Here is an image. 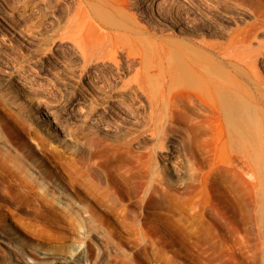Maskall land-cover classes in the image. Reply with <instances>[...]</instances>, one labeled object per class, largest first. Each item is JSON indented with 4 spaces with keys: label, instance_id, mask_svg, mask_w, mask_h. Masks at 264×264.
<instances>
[{
    "label": "rangeland",
    "instance_id": "1",
    "mask_svg": "<svg viewBox=\"0 0 264 264\" xmlns=\"http://www.w3.org/2000/svg\"><path fill=\"white\" fill-rule=\"evenodd\" d=\"M60 1L0 0V159L8 158L4 162L10 165L0 161L6 167L0 168V264L58 259L70 264H264V241L261 247L259 240L264 211L259 213L249 199L241 203L226 197V164L218 160L214 166L205 159L186 127L191 118L204 116L188 107L172 115L174 88L167 98L160 95L177 39L199 40L204 34L228 47L223 49L227 84L240 92L241 115L256 120L252 132L263 142L256 159L248 146L242 153L251 156L264 193V0H112L128 9L134 19L130 24L142 22L137 28L145 35L133 36L141 39L135 38L144 57L125 70V77L136 66L149 74L145 85L154 99L151 114L135 100L112 95L115 71L106 61L82 71L88 82L64 84L67 68L80 71L82 63L63 35L76 0ZM249 33L254 37L248 38ZM247 53L254 54L248 57L252 64H247ZM21 92L28 94L26 99ZM38 104L75 131V143L59 141L41 125ZM79 115L83 120H76ZM227 120L223 117L226 132L232 128ZM90 121L98 124L95 130L83 125ZM207 121L218 130L220 120L212 116ZM170 151L179 174L165 164L162 155ZM254 177L243 172L238 180L253 191L259 181ZM47 180H59L62 192ZM39 181L47 182L45 194L36 191ZM57 193L64 203L53 197Z\"/></svg>",
    "mask_w": 264,
    "mask_h": 264
},
{
    "label": "bare ground",
    "instance_id": "2",
    "mask_svg": "<svg viewBox=\"0 0 264 264\" xmlns=\"http://www.w3.org/2000/svg\"><path fill=\"white\" fill-rule=\"evenodd\" d=\"M66 1L69 2L68 0H66ZM129 1H127V2H129ZM71 2L72 1H70V3ZM137 2H138V0H137ZM62 3L65 4V2H62ZM76 3L75 4H76L77 8H75L76 9L75 13L73 14L71 12L73 14L72 16H74V17L73 18L71 17L72 19H70V16H71L70 15L68 18V22L65 25H63V26H65V27H63V28H65L63 35L67 36L69 38V40L71 41V46H72L73 52L75 53L74 55H76L78 57V59L81 60L82 70H81V66H80L81 63L80 62H79L80 63L79 64L80 71L77 70L78 69L77 67H76L77 71L73 70V68L72 69L67 68L66 72L64 73L65 74L64 75L65 76V82L63 81L64 84L68 85L67 87H69L70 85L75 86L78 83L81 84V82L86 80V78H87L86 75L83 74L84 72H82V71H85V69H87V71H88L93 66L96 67V64L99 61H106V62H108V66H109V64L111 65L110 69L115 71V72H112V95H114V97H116V98H119L120 100H127V99L135 100V101H137V104H139L140 107L147 108L149 111V114H151L152 110L154 108V102H153L154 99L148 95V93L146 91V85H145L147 80H148L149 74H147V73L145 74L144 73L145 71H143V73H142L141 70L139 69L140 67L137 68V66H136L134 68V71H133L134 73L125 77V70L130 69L139 60V58L144 57V56H141V54H143V53L139 54L137 51L138 48L139 49L141 48L139 46L141 44V42L139 45L137 44L138 38L141 36V34L139 33L140 30L137 28V26L139 27V24H142V22L139 23L140 19L139 18H138L139 20L137 19V22L139 21L138 22L139 24L137 26H133L132 24H130V22H134V19L131 17V13H128L127 12L128 9H125V7H123V5H118L116 3H113L112 0H76ZM67 4H69V3H67ZM67 4H65V5H67ZM123 4H125V3H123ZM137 4H140V3H137ZM132 5L134 6L135 2ZM128 6H130V5L128 4ZM131 8H132V6H131ZM185 16H186V14H185ZM187 17H188V13H187ZM187 19H189V18H187ZM188 21L189 20H187V22ZM187 22H185V23H187ZM191 23H192V21H191ZM183 26H180L181 27L180 29H185ZM145 27H143V28L145 30H147V28L149 26L146 28ZM62 30H61V32H62ZM190 30L194 31L193 28ZM255 30H257V29H255ZM61 32L59 31L58 34ZM142 32H144V31H142ZM256 32H258V31H256ZM134 33H139L140 34V35H138L139 37H137L136 35L133 36ZM144 33H142V37H143ZM198 34H201V33H198ZM210 34H211V32H210ZM256 34H254V35L256 36ZM192 35L194 36L196 34H192ZM203 35L204 34H202L201 38L198 37L199 40L191 39V40L187 41V40H185V38L184 39L179 38V40L177 39V41H176L177 44L175 42L176 47L174 48L173 51H171L172 56H171L170 60L167 61L168 67L166 69L165 75L167 73L168 77L166 80L162 81L163 83L160 84L161 86H165V89H162L163 91L161 90L160 95H162V98H164V96L167 98V94L170 95L168 92H171L170 91L171 89L173 91V88H174V91L171 94L172 95L174 94V96L176 97V99H175L176 102H172V103H175V105L173 107H172L173 104L169 106L170 113L172 115H174V114L182 115L183 111H185V109L188 107L193 112L204 116V118L202 117V119H200V118L198 119V117L196 118V116H195L189 120V123L186 124L187 126L185 125L187 128H189L191 130V132H190V130H188V131H189V133H191L190 138H191L192 144L196 147L197 150L205 153L203 157L205 159H207L212 165L216 164L218 162V160L222 161L223 163L226 164V165L224 164L225 165V168H224V186H225L224 192H225L226 197L230 200H231V198H234V200H236V202L241 201V203L243 202L242 200L246 201V199H249L251 203H254V207L259 211V213L262 214L264 211V193L260 190V187H259L261 185V181L259 179H257V180H259L257 182L258 187L256 186L255 187L256 189L253 191L252 190L248 191L250 189L246 190V187L244 188L243 186H241V184L239 183V180H238V176H240L243 172L248 173L252 177L256 176V177H254L255 180L257 178V175H256L257 172H255V170L253 168L254 165H252V163L250 161L251 156L254 159H256L258 157V153L260 151H259V149H257V146H258V144L260 145L261 143H263V142H261L262 141L261 139H259L261 141L257 140L255 135L252 132V126H254V127L257 126L256 120L253 118L249 119V118H246L245 115H241V112H240L241 111V101H240V98L238 99V97H240V92L238 90L235 91L234 89L231 88V86H229L227 84L226 73H225V70L223 69V65H224V60H225V56H226L225 51L227 50L228 47L227 48L224 47V48H226V50L224 51L223 50L224 48L222 45L223 43L218 42V41L217 42L211 41V39L207 40L206 36L204 35L205 36V38H204ZM65 36H63L62 38H64ZM244 36H246V35H244ZM247 36H248V38H250L253 36V34H252V36H250V33H249V35H247ZM67 37H65V38H67ZM142 37H140V38H142ZM145 37L146 36H144V40H145ZM135 38L137 41L135 40ZM181 38H183V37H181ZM190 38H192V37L190 36ZM244 38H241V39L244 40ZM254 39H256V40H254ZM254 39H253L254 41H256V42L258 41L256 37ZM243 40H241V42H244ZM249 40H246V41H249ZM260 42H261V40H260ZM239 43H240V41L238 42V40H237L236 44H239ZM244 44H245V42H244ZM69 46H70V44H69ZM141 46H143V45L141 44ZM260 46H263V45L260 44ZM244 47H245V45H244ZM243 49L244 48H242V50ZM249 49H253V47L252 48L249 47ZM238 50H239V46H238ZM243 52H245V51H243ZM247 52H249L248 49H247ZM250 52H251V50H250ZM238 53H235V55ZM226 54H227V52H226ZM250 55L251 54H248L247 58L245 57L246 60L249 59V61H250V58L254 56V54L251 57H250ZM238 56H239V59L242 61L243 60L242 55L240 56V54H239ZM245 56H246V53H245ZM248 57H250V58H248ZM143 59H142V62L145 60V59L144 60ZM252 59H251V61H252ZM251 61L247 64H250ZM106 62H104V63H106ZM243 62L245 63L246 61L243 60ZM233 64H235V63H233ZM141 67H143V64ZM165 75H163V76H165ZM88 80H86V81L88 82ZM78 86H80V85H78ZM17 87H19V89L22 91L21 82L17 83ZM166 90H167V93L165 92ZM237 91L239 92V96L236 94ZM20 94L23 96V98L25 97V99H26V96H28V94H26L24 92H21ZM82 97H83V94H82ZM30 98L31 97L29 96V99ZM85 98H87V96ZM15 99L18 100V98H15ZM172 100H171V98H168V102L169 101L171 102ZM29 103L31 104L30 100H29ZM35 108H37V111L36 110L35 111L39 113V117L41 119L40 120L41 125L43 127H45L46 130L51 132L59 141H62L64 143H75V140H77L76 135H74V134H76L75 131L73 129L69 128L68 126L64 125L63 123H61V121H59L57 119L58 115L54 116L52 109L50 110V109H48V108H46L40 104H38L37 107L35 106ZM188 108H187V110H188ZM55 114H57V113H55ZM212 116H215L218 120L221 121V122H219L217 131H213L209 127L210 124L207 120L209 119V117H212ZM71 117H72V114H71ZM88 117H90V116H88ZM223 117L228 119L227 121H229L231 123V125H232L231 131H230V128H228L229 131L228 130H227V132L225 131V128L223 126ZM80 118H81V116L79 115V117H76V120H83ZM91 119H92V117H91ZM86 120H88V119H86ZM89 123L90 124H83V125H87L85 127L86 128L88 127L89 129L94 128L95 126H98V124L95 125L96 122L93 123L90 121ZM248 124H249V126H246ZM85 127L81 128V129H84ZM95 128H97V127H95ZM95 128H94V130H95ZM168 136L169 135L166 136L163 134L162 137L165 139V141L173 142V140L170 139ZM40 141L42 144H45V142H46L43 138H41V140H39V142ZM258 142H260V143H258ZM240 145H242V146L240 147ZM44 146H46V145H44ZM245 146H248V148ZM244 147L248 150H249V148L251 149L250 150L251 153L249 152L251 156L250 155L247 156L246 154L244 155V153H242V150H243L242 148H244ZM216 153H218V155H216ZM173 155H174L173 152L170 151L169 153H165L162 156L165 159V164H167V166L169 167V170L175 174H179V173H177L178 170L176 169V166H175L176 164L172 163L170 160ZM177 156L178 155H176V157ZM4 159H8V158H4ZM4 159L1 158L0 161L3 160V162H4ZM10 160L13 161L12 158ZM5 161H6V162H4L5 165L10 166V165H8L7 160H5ZM253 161H255V160H253ZM10 162L11 161H9V164H10ZM13 162H16V161L14 160ZM13 162H11V163L13 164ZM16 163H14L15 168H16V165L18 163H21V162H18L17 164ZM3 164L0 163V165H2V166H3ZM21 164H24V163H21ZM14 167H13V169H14ZM25 167H28V166H25ZM0 168H1V170L3 168V171L6 169V167H0ZM13 169L10 170V167H9V171H12ZM7 170H8V168H7ZM7 170L5 172H7ZM26 170H27V168H26ZM41 170H42V168H41ZM14 171H16V170H14ZM20 171H21V169H20ZM18 172L19 171L13 172V173H18ZM26 172H28V171H26ZM26 172H23V173H26ZM19 173L22 174L21 172H19ZM22 176H23V174H22ZM241 177H243V176H241ZM31 179H32V177H31ZM31 179H30V182L27 181V182H29L30 186H32V184L34 183V181ZM242 180H244V179H242ZM242 180H240V181H242ZM32 181H33V183H32ZM42 181H44V180L41 179V182ZM58 181H48L47 180V182L54 189L62 192V188H63V186L61 185L62 183L60 184ZM41 182H40V184H41ZM47 182H44V183L46 184ZM257 183L255 182V185ZM37 184L38 183H36V189L38 187ZM40 184H38V185H40ZM45 184L42 183L41 188L39 186V188L36 190L38 192V194H40V193L42 194V192L48 190L47 189L48 187H45L47 184L46 185ZM32 187H34V186H32ZM32 187H30V188L31 189L35 188V187L34 188H32ZM39 189H41L42 192L39 193ZM54 189H51V190H54ZM50 191H49L50 194L55 193L53 191H51V192ZM43 194H45V192ZM57 195H58V193L55 194L54 196L51 195V197L52 196L56 197ZM45 197H47V196H45ZM57 198H58L57 200H59V201H57L56 198H55V200L57 202H59V204H60V202H61V199H59L60 196L59 197L57 196ZM62 202L64 203V201H62ZM246 204H247V202L245 203V205ZM244 207H246V206H244ZM239 208H241V207L239 206ZM242 208H243V206H242ZM260 221L261 222H260V229H259V237H260L259 240H260V246L262 247V244L264 241V230L262 229V225H263L262 219H260ZM260 256H262V255H260ZM26 263L27 264H35L34 261L32 262V261H28V260L26 261ZM50 263H52V264H70V261L64 260V259L63 260L58 259V260H52Z\"/></svg>",
    "mask_w": 264,
    "mask_h": 264
}]
</instances>
